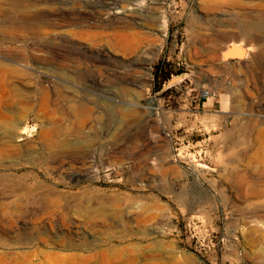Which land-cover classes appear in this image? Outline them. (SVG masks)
Returning a JSON list of instances; mask_svg holds the SVG:
<instances>
[{"label": "rangeland", "instance_id": "1", "mask_svg": "<svg viewBox=\"0 0 264 264\" xmlns=\"http://www.w3.org/2000/svg\"><path fill=\"white\" fill-rule=\"evenodd\" d=\"M0 63V264H264V0H0Z\"/></svg>", "mask_w": 264, "mask_h": 264}, {"label": "bare ground", "instance_id": "2", "mask_svg": "<svg viewBox=\"0 0 264 264\" xmlns=\"http://www.w3.org/2000/svg\"><path fill=\"white\" fill-rule=\"evenodd\" d=\"M142 2V1H141ZM137 5V4H136ZM139 5V4H138ZM133 6H135V5H133ZM40 35V34H39ZM125 41L128 43V44H130V46L132 45V49L134 50V48L137 46V44H138V40H137V38H129V39H125ZM233 45H234V43H233ZM51 46V45H50ZM57 47V46H56ZM237 47H240L241 49V58H246L245 56H246V54L247 53H245V49L243 48V47H241L240 45H238ZM237 47H234L233 49H232V51L233 50H235ZM50 48H52V47H50ZM60 49H62V48H60ZM116 50V49H115ZM131 50V49H130ZM52 51V50H51ZM250 52H251V50H249ZM230 52V51H229ZM229 52H226L225 54H224V56H223V59H225V60H227L228 58H229ZM54 53H56L55 51H54ZM57 55V54H56ZM146 60V63L145 64H148L147 63V59H145ZM223 61V60H222ZM150 63V62H149ZM148 66V65H147ZM59 70V69H58ZM8 70L4 67V65H2V63H0V80L2 79V77H3V75H4V73H6ZM9 75V74H8ZM8 83V82H7ZM9 84V83H8ZM4 85V84H3ZM13 85V84H12ZM9 86V85H8ZM2 87V86H1ZM1 91H2V89H1ZM5 91V90H4ZM4 91H2L3 93L2 94H4ZM14 92V96H18V98L20 97V98H24L23 97V91L18 87H13V90H12V93ZM2 94H0V114L2 113L1 112V103H2ZM11 94V93H10ZM5 95V94H4ZM25 95V94H24ZM19 98V99H20ZM10 99V98H9ZM20 101V100H19ZM4 102V101H3ZM6 102V101H5ZM24 103H25V101H23ZM138 106V105H137ZM148 109H151V108H148ZM30 135V134H29ZM9 139V138H8ZM22 139H23V135H19V136H17L16 138L15 137H10V139H9V141H10V143L12 144V145H16L17 143H19V142H21L22 141ZM18 140V141H17Z\"/></svg>", "mask_w": 264, "mask_h": 264}, {"label": "built area", "instance_id": "3", "mask_svg": "<svg viewBox=\"0 0 264 264\" xmlns=\"http://www.w3.org/2000/svg\"><path fill=\"white\" fill-rule=\"evenodd\" d=\"M211 96H212V92L209 91V90H205V89H203V90H201V92H200V99H201V100L208 99V98L211 97Z\"/></svg>", "mask_w": 264, "mask_h": 264}, {"label": "water", "instance_id": "4", "mask_svg": "<svg viewBox=\"0 0 264 264\" xmlns=\"http://www.w3.org/2000/svg\"><path fill=\"white\" fill-rule=\"evenodd\" d=\"M229 58H241V50L236 49L229 52Z\"/></svg>", "mask_w": 264, "mask_h": 264}, {"label": "crops", "instance_id": "5", "mask_svg": "<svg viewBox=\"0 0 264 264\" xmlns=\"http://www.w3.org/2000/svg\"><path fill=\"white\" fill-rule=\"evenodd\" d=\"M217 103L220 105L222 102H221V100H218V102L207 101V102L204 103V109H207V108H210L212 106H215Z\"/></svg>", "mask_w": 264, "mask_h": 264}]
</instances>
